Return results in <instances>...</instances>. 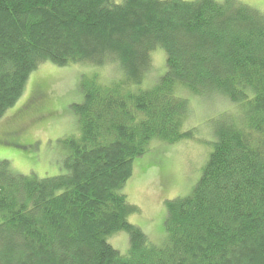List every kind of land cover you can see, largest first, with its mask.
I'll return each mask as SVG.
<instances>
[{"label": "trees", "instance_id": "trees-1", "mask_svg": "<svg viewBox=\"0 0 264 264\" xmlns=\"http://www.w3.org/2000/svg\"><path fill=\"white\" fill-rule=\"evenodd\" d=\"M44 63L114 65L117 76L81 75L80 135L66 141L60 175L0 162V264H264V15L237 0H0V121ZM46 93L25 100L0 146L37 144L16 126L48 116ZM221 96L235 112L191 193L164 200L151 242L130 221L140 213L125 193L134 163L164 167L154 144L168 152L194 139L192 99ZM124 233L123 256L111 242Z\"/></svg>", "mask_w": 264, "mask_h": 264}, {"label": "rangeland", "instance_id": "rangeland-1", "mask_svg": "<svg viewBox=\"0 0 264 264\" xmlns=\"http://www.w3.org/2000/svg\"><path fill=\"white\" fill-rule=\"evenodd\" d=\"M237 1L264 15L262 0ZM165 59V53L162 51L158 50L153 55L155 72H159L157 76L165 72L162 71ZM115 67L109 65L105 68H98L81 64L58 67L51 63L40 65L31 74L22 98L6 112V116L0 121L1 137L13 129L15 114L23 106L25 100L33 94L34 90L43 86L47 92L43 99L44 111L48 116L34 123H28L26 120L23 125L16 126L18 129L25 127V138L23 139H27L28 144L31 145L33 141L37 144L28 150L0 146V162H7L9 169L21 176L44 179L60 175L68 149L66 141L79 138L80 135L72 105L83 102L81 75L98 74L101 83H108L117 76V67ZM152 76L148 77L147 83L153 81L154 76ZM221 97L215 99L194 97V100L191 98L192 107L184 127L195 129L196 136L194 139L184 140L170 146L168 152L164 151V146L155 143L154 147L163 152L164 167L156 162L150 163L151 156L141 158L134 163V174L126 185L125 193L130 203L137 206L140 213L132 216L130 221L140 227L151 242L162 233L164 200L172 201L191 193L202 176L208 156L213 151L217 127L221 126L226 113L235 112V105ZM148 222L154 229L151 230L149 227L147 229ZM120 235L114 241L115 246L112 242L111 244L124 256L128 251H123L127 248L128 236L125 233Z\"/></svg>", "mask_w": 264, "mask_h": 264}, {"label": "snow or ice", "instance_id": "snow-or-ice-1", "mask_svg": "<svg viewBox=\"0 0 264 264\" xmlns=\"http://www.w3.org/2000/svg\"><path fill=\"white\" fill-rule=\"evenodd\" d=\"M262 2H264V0H262Z\"/></svg>", "mask_w": 264, "mask_h": 264}]
</instances>
